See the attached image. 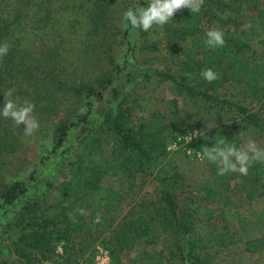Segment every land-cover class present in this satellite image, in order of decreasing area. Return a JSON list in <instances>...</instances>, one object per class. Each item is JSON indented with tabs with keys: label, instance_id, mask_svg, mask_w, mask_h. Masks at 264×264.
<instances>
[{
	"label": "trees",
	"instance_id": "trees-1",
	"mask_svg": "<svg viewBox=\"0 0 264 264\" xmlns=\"http://www.w3.org/2000/svg\"><path fill=\"white\" fill-rule=\"evenodd\" d=\"M238 2L241 0H232V3L204 0L199 13L184 8L160 30L155 29L156 25L147 32L141 30L148 52L165 49L171 59L168 71L147 69L146 81L155 77L161 84H173L180 95L188 96L184 98L186 101H201L203 105L199 108L223 119L227 117L218 121L213 129L197 125L198 136L192 147L201 153L203 147L214 146L217 135L237 146L251 139L257 147L264 148V114L261 112L264 111V12L258 18L263 32L259 54L240 37L233 28L235 21L228 16L235 12L234 5ZM148 3L149 0L147 4L144 1V5ZM44 7L39 4V11L44 12ZM3 11L0 10V24L4 23V28H28L25 16L20 22L17 20L20 9L6 14L5 20ZM210 28L223 31V47L209 49L205 45V33ZM205 68H211L219 78L207 82L200 75ZM230 87L247 91L251 102L247 103L248 98L240 101L229 95ZM65 89L73 93H96L91 87L83 90V87L66 84ZM109 89V84H102V91ZM164 94L162 90L156 96L144 98L125 95L113 111H105L100 128L86 130L80 150L68 163V171L51 189L55 193L53 206L45 208L34 201L16 214V258L0 261V264H69L77 237L80 234L92 236L103 226L105 215L118 213L137 183L148 179L156 186L159 196L140 206L139 211L149 215L118 225L126 249L130 242L151 240L150 232L158 229L165 240L154 255L156 258L147 259L148 263L156 259L155 264H221L222 261L246 264L252 260V264H264V164L256 163L247 175H240V197L236 202L231 197L236 193L230 183L233 179L222 184L223 191L219 194L211 184L208 186L207 200L219 197L214 204L220 205L219 201L225 197L224 206L234 207L238 215L236 229L203 204L201 198L190 195L193 198L181 201L178 195L183 193V186H178V182L182 178L172 173L167 148L178 135L176 131H187L177 125L182 114L178 99H167ZM257 105L260 107L255 111ZM73 126L67 122L59 126L55 148L62 147ZM210 166L218 174L217 165L210 162ZM17 193V190L8 192L3 197L4 204L12 205ZM79 209L87 214L81 215ZM51 210L53 214L49 215ZM98 213L101 221L96 223ZM59 247L62 254L58 253Z\"/></svg>",
	"mask_w": 264,
	"mask_h": 264
},
{
	"label": "rangeland",
	"instance_id": "rangeland-1",
	"mask_svg": "<svg viewBox=\"0 0 264 264\" xmlns=\"http://www.w3.org/2000/svg\"><path fill=\"white\" fill-rule=\"evenodd\" d=\"M144 1L147 4V0H0V10L5 12L3 20L13 9H20L17 20L20 22L25 16L28 24V28H4V23L0 24V45L5 42L9 45L7 55L0 58V111L5 102L4 93L14 88L11 99L18 104L34 103V116L40 125L32 136H26L23 125L17 127L10 119L0 116V261L16 258V214L34 201L45 208L53 206L55 193L51 189L68 171V163L80 150L84 133L89 128H100L105 111H113L125 95L144 98L164 90L167 99H178L182 114L177 125L187 132L197 131V125L213 129L218 121L226 120L227 117L223 119L199 108L203 105L201 101H186L184 98L188 96L180 95L173 84H161L155 77L146 81L144 73L147 69L168 71L171 59L165 49L148 52L141 31L137 32L130 25L128 28L123 26V13L129 8L146 7ZM227 2L232 3V0ZM39 4H44V12L39 11ZM234 8L235 12L228 14L235 21L233 28L261 54L259 42L263 32L258 18L264 12V0H241ZM160 28L155 26L157 30ZM154 58L158 60L153 61ZM103 83L109 84L108 91L101 90ZM66 84L83 87V90L91 87L96 93L69 92L65 89ZM227 93L240 101L248 98L247 103L251 102L248 92L242 89L230 87ZM259 107L255 106L254 110L258 111ZM63 122L74 126L62 147L55 148L56 131ZM176 133L180 134V130ZM169 164L172 173L182 178L178 182V186H183V193L178 195L181 201L193 198L190 195L197 196L233 229L238 228V215L234 207L224 206L225 197L218 205L214 203H218L219 197L207 200L206 196L209 195V184L219 194L223 191L222 184L233 179L230 183L236 193L230 195L236 202L240 197L239 173L219 175L209 161L197 162L183 155H170ZM147 186L139 189V196L151 190L148 194L157 199L156 186H150V189ZM13 190L18 191L14 203L5 205L3 197ZM52 214L51 210L49 215ZM134 221L127 219L119 225ZM116 223L117 220L111 218L92 236L80 234L73 243L74 251L68 263L88 264L94 248L100 243L111 249L114 264L142 261V254L133 249L131 242L130 247L125 248ZM160 235L158 229L149 234L156 241L152 248L155 256L165 240ZM155 263L156 259H150V264ZM252 263L253 260L246 262Z\"/></svg>",
	"mask_w": 264,
	"mask_h": 264
},
{
	"label": "clouds",
	"instance_id": "clouds-1",
	"mask_svg": "<svg viewBox=\"0 0 264 264\" xmlns=\"http://www.w3.org/2000/svg\"><path fill=\"white\" fill-rule=\"evenodd\" d=\"M204 4V0H149L146 7L136 9L129 8L123 13L122 19L124 27L139 31H149L154 25L162 27L172 20L177 11L187 8L192 13H199ZM205 45L209 49L223 47L225 45L224 33L218 28H210L205 33ZM9 45L5 42L0 45V58L7 55ZM200 75L209 83L218 79V74L211 68L201 70ZM14 88L8 89L4 93L5 102L3 104L0 116L4 119H10L14 125L20 127L23 125V132L26 136H32L40 127L38 120L34 116L35 105L30 101H24L18 104L11 99ZM209 127H212L209 125ZM197 135V133H196ZM192 135L187 136L189 143L192 141ZM213 147H203L200 159H207L218 167L219 175H226L229 172L247 175L249 168L256 163L264 164V148H259L254 140L249 139L242 142L239 146L235 143H228L225 137L217 135L214 137ZM81 215H86L84 209H79ZM71 218V216H70ZM101 215L98 213L95 221L99 223Z\"/></svg>",
	"mask_w": 264,
	"mask_h": 264
},
{
	"label": "crops",
	"instance_id": "crops-1",
	"mask_svg": "<svg viewBox=\"0 0 264 264\" xmlns=\"http://www.w3.org/2000/svg\"><path fill=\"white\" fill-rule=\"evenodd\" d=\"M145 185H148L147 188L150 189V186H153L151 183V179L146 180L145 182H138L136 188L133 191V194H131L128 198H125L123 201V205L118 213L112 214V215H105V221L103 226L106 224V222L114 218L117 220L116 226L119 225L121 222L124 220H137L140 217H145L149 215L148 213H143L140 212V206L147 203L151 202L152 200H155L154 197H152L149 192L151 190H148V192H145L143 195L140 194V188H143ZM146 188V189H147ZM156 241L154 240H147V238L139 239L133 242L131 245L135 251H139V253L142 254V261L135 260L133 264H150L148 263L147 259L153 257L156 252H153V246L155 245ZM152 249V250H151ZM158 253V252H157ZM140 259V258H139ZM150 262V261H149Z\"/></svg>",
	"mask_w": 264,
	"mask_h": 264
},
{
	"label": "built area",
	"instance_id": "built-area-1",
	"mask_svg": "<svg viewBox=\"0 0 264 264\" xmlns=\"http://www.w3.org/2000/svg\"><path fill=\"white\" fill-rule=\"evenodd\" d=\"M188 135H192L193 137L191 143H189L187 140ZM197 136V131H189L186 133L178 134L176 138L169 143L167 148L168 152L171 155H183L184 157L195 160L197 162H206L207 159H200L201 152L192 147V143L197 138ZM58 253H63L61 247H59ZM88 264H113L111 249L104 244H97L94 248L93 257Z\"/></svg>",
	"mask_w": 264,
	"mask_h": 264
}]
</instances>
